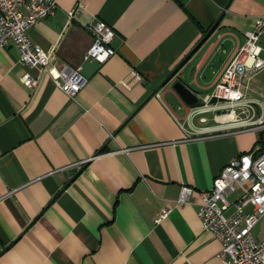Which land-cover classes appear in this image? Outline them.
I'll list each match as a JSON object with an SVG mask.
<instances>
[{"label":"crops","instance_id":"0c3cea01","mask_svg":"<svg viewBox=\"0 0 264 264\" xmlns=\"http://www.w3.org/2000/svg\"><path fill=\"white\" fill-rule=\"evenodd\" d=\"M257 17L264 0H56L27 37L49 63L80 67L71 97L0 46V264H220L198 191L259 133L264 148V130H234L229 103L203 98ZM95 22L114 32L101 63L83 58ZM243 86L263 113L264 67ZM182 185L191 193L176 205ZM251 234L264 238V214Z\"/></svg>","mask_w":264,"mask_h":264},{"label":"built area","instance_id":"2783aa9c","mask_svg":"<svg viewBox=\"0 0 264 264\" xmlns=\"http://www.w3.org/2000/svg\"><path fill=\"white\" fill-rule=\"evenodd\" d=\"M56 8V0H0V46L11 44L18 51L17 62L27 68L44 71L56 88L68 97L73 96L84 84L80 67L49 63L48 55L27 37L28 29L38 20L50 17ZM72 12L67 16L70 18ZM91 43L83 58L101 63L114 49L111 40L114 32L102 22L87 26ZM245 41L223 68L210 96L203 98L229 103L228 115L235 122L234 130H264V112L256 114L252 103H243V80L250 78L264 67V17L253 20L250 31L244 33ZM135 78L138 76L132 73ZM32 87L34 79L25 78ZM250 113V117L247 114ZM244 114V117H236ZM233 130V131H234ZM191 188H179L175 204L188 200ZM199 203L196 215L203 230L211 233L219 242L217 256L220 264H264V238L255 240L251 229L264 214V152H242L228 160L212 177L210 187L198 191ZM162 211L159 217L166 214ZM159 218L156 219V221Z\"/></svg>","mask_w":264,"mask_h":264},{"label":"water","instance_id":"95a60500","mask_svg":"<svg viewBox=\"0 0 264 264\" xmlns=\"http://www.w3.org/2000/svg\"><path fill=\"white\" fill-rule=\"evenodd\" d=\"M216 23H214L205 33V35L199 40L196 44L198 45L214 28ZM171 89L177 94V96L181 99V101L186 105H192L196 102V96L192 93V91L187 88L183 83L179 80H175L171 83ZM261 133H259V136Z\"/></svg>","mask_w":264,"mask_h":264},{"label":"trees","instance_id":"16d2710c","mask_svg":"<svg viewBox=\"0 0 264 264\" xmlns=\"http://www.w3.org/2000/svg\"><path fill=\"white\" fill-rule=\"evenodd\" d=\"M206 31H207V30H206ZM206 31L204 32V34L206 33ZM261 142H262V137L259 136V137L257 138V144H258V147L255 149V151H254V155H258V154L264 152V148L261 147Z\"/></svg>","mask_w":264,"mask_h":264},{"label":"rangeland","instance_id":"374dc122","mask_svg":"<svg viewBox=\"0 0 264 264\" xmlns=\"http://www.w3.org/2000/svg\"><path fill=\"white\" fill-rule=\"evenodd\" d=\"M240 115L242 116V115H244V114H241V113H240Z\"/></svg>","mask_w":264,"mask_h":264}]
</instances>
